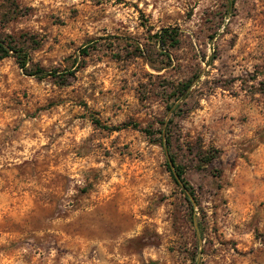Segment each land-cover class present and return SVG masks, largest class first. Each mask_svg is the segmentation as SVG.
I'll return each mask as SVG.
<instances>
[{
	"label": "rangeland",
	"instance_id": "1",
	"mask_svg": "<svg viewBox=\"0 0 264 264\" xmlns=\"http://www.w3.org/2000/svg\"><path fill=\"white\" fill-rule=\"evenodd\" d=\"M0 40V264H264V0H0Z\"/></svg>",
	"mask_w": 264,
	"mask_h": 264
},
{
	"label": "trees",
	"instance_id": "2",
	"mask_svg": "<svg viewBox=\"0 0 264 264\" xmlns=\"http://www.w3.org/2000/svg\"><path fill=\"white\" fill-rule=\"evenodd\" d=\"M232 3H234V0H232ZM181 34L182 31L179 27L177 26H168V27H163L160 30L156 31L154 34L151 35V40H153L159 47L162 49L168 50L169 48H174L177 47L180 42H181ZM141 45L139 42H136V47L138 49H141ZM83 53L87 54L88 48H83L82 49ZM16 55L18 59V63L21 68H23L25 71L28 70L27 66V54L23 52L21 49H16L13 46H10L6 44L3 40H0V60L9 56H14ZM30 75H35L39 77H44L45 75L50 74L47 70H45L42 67H37L35 70H32V72L28 73ZM190 83L185 84V89L189 88ZM95 123L98 125H101L102 127L110 130H117V129H122L127 127L128 125H131L130 123H122L119 126H109L107 124H102L99 119L95 120ZM134 127L138 126L137 123H132ZM167 143H170V139L167 138L166 142H164V147L165 151L168 157V168L171 172L172 177L180 185L188 200L191 202V204L194 206L193 200L190 197L191 195H194V191L191 188V186L188 184V182L184 178V173L185 170L183 166L176 164V161L173 156L170 155L169 153V147L167 146Z\"/></svg>",
	"mask_w": 264,
	"mask_h": 264
}]
</instances>
